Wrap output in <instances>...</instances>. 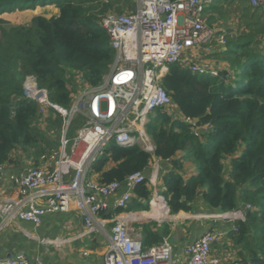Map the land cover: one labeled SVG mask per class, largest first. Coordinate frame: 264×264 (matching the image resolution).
I'll return each instance as SVG.
<instances>
[{
    "label": "trees",
    "instance_id": "1",
    "mask_svg": "<svg viewBox=\"0 0 264 264\" xmlns=\"http://www.w3.org/2000/svg\"><path fill=\"white\" fill-rule=\"evenodd\" d=\"M114 1L0 0V168L13 162L14 149L36 146L42 135L34 126L39 105L24 91L27 75L48 90L52 101L66 107L73 101L72 73L80 74L87 86L102 81L115 50L99 12L121 11ZM49 3L58 7L56 15L35 14L29 25L6 27L2 14ZM230 3L213 0L206 11L217 12ZM248 8L247 15L240 14L243 23L247 22L244 31L233 34L222 53L228 67L220 68L219 75H200L189 66L174 63L162 79L178 110L197 118L203 128L197 132L167 110L156 109L145 124L154 152L139 143L112 141L93 163L91 174L101 182H110L145 172L146 179L135 186L128 210H148L153 189L147 169L153 156L170 160L172 167L162 176L161 191L170 212H193L199 200L220 212L250 204L253 209L247 210L244 221H235L238 230L231 234L236 233L234 238L243 242L249 253L248 257L242 251L241 264H264V20L261 9L250 4ZM230 73L233 81H229ZM55 112L49 114L48 125L59 127L63 117ZM187 161L196 166L189 176L184 173ZM138 225L146 246L171 233L169 221Z\"/></svg>",
    "mask_w": 264,
    "mask_h": 264
},
{
    "label": "built area",
    "instance_id": "2",
    "mask_svg": "<svg viewBox=\"0 0 264 264\" xmlns=\"http://www.w3.org/2000/svg\"><path fill=\"white\" fill-rule=\"evenodd\" d=\"M134 1L135 7L130 11L109 10L102 16L100 23L115 50L114 61L102 81L88 86L70 107L52 101L48 90L40 87L34 76L32 81L26 80L25 94L42 111L54 109L59 113L64 127L53 164L43 162L11 172L5 166L0 168L1 179L17 189L16 197L0 199V233L18 219L40 225L46 213L67 212L75 207L84 216L89 231H106L109 246L104 264H241L240 259L222 260L213 252L230 229L204 231L187 245V257L179 263L174 245L167 238L146 246L141 229L132 228V219L125 217L123 211L114 212L108 219L100 216L113 207L126 210L135 196V186L145 181L146 175L137 171L124 181L101 182L91 174L93 163L106 153L112 141L119 145L139 143L154 152L145 124L156 109L167 110L174 119L189 123L199 132L203 125L178 110L162 79L174 63L189 66L200 75H219L215 65L200 62L199 56L213 50L217 33L219 49H226L227 44L223 33L207 25L206 8L213 0ZM248 1L264 11V0ZM73 124L80 127L71 139ZM154 199L166 202L157 191ZM245 208L252 206L216 215L235 221L242 217L240 209ZM109 223H113L110 230ZM231 230L237 231L238 227L234 225ZM0 264L55 263L30 258L18 250L1 257Z\"/></svg>",
    "mask_w": 264,
    "mask_h": 264
},
{
    "label": "crops",
    "instance_id": "3",
    "mask_svg": "<svg viewBox=\"0 0 264 264\" xmlns=\"http://www.w3.org/2000/svg\"><path fill=\"white\" fill-rule=\"evenodd\" d=\"M250 4V3H249ZM261 19L264 20V11L260 10ZM247 22H242L239 26H235L234 34L244 31V25ZM219 52L225 49H219ZM217 52V51H216ZM200 59V62H209L212 65H219L217 68L228 67L227 62L222 60L220 54H216L218 58L212 61L208 60L207 56ZM229 76H232L230 73ZM182 153H179L180 156ZM156 162L149 165L148 173L149 176L155 173V184L154 187L159 185L156 189L157 192L161 193L164 188L163 182H159L157 177L159 173H167L171 167L172 163L170 160H163L157 156L153 157ZM13 162L6 164V169L8 172L20 171L19 166L15 163V158L12 155ZM196 166L191 161L185 163V175L189 176L190 173H194ZM191 173V174H192ZM154 177V178H155ZM151 187V186H150ZM16 197L17 189L8 180L1 179L0 182V199L4 197ZM114 202V198L111 199ZM152 205V204H151ZM195 210L193 212H205L211 215L208 217L210 219L203 220V227L201 226L198 235L193 237V234L189 233L191 225L195 222L197 217H192V215H187L186 219H179L180 216H174L175 218L170 221L171 233L169 238L174 245L175 257L179 258V263L184 260L187 256L186 247L202 234L206 230H213L217 228L230 229L229 234L223 239V241L214 248V253L221 257L222 260H241L242 251L244 254L249 253L247 250L243 249V242L237 241L234 236L236 233L231 234V229L235 225L234 220H228L218 217L216 214L221 213L209 205L205 204L202 200L197 201L194 204ZM118 208H114L109 212L101 213L100 216L106 219L110 218L113 213H119ZM127 211V210H125ZM183 213H189L181 211ZM142 214H128L130 219L137 218H149L155 217V219H160L159 213H152V206L150 211H142ZM191 213V212H190ZM135 215V216H134ZM169 216V215H168ZM194 218V219H188ZM154 218L151 221L155 220ZM156 219V220H157ZM148 222V221H147ZM137 222L135 228H139ZM113 223H109L107 228ZM198 225L197 223H194ZM110 230V229H108ZM109 239L106 231L101 229H95L92 231L88 230L84 216L82 213L73 207L70 211H58L46 213L43 217L42 223L40 225H35L33 222L18 219L15 222L8 225V227L0 233V258L9 255L10 253L16 252L18 250L24 251L30 258L39 257L45 262L55 263V264H104V255L108 250Z\"/></svg>",
    "mask_w": 264,
    "mask_h": 264
},
{
    "label": "rangeland",
    "instance_id": "4",
    "mask_svg": "<svg viewBox=\"0 0 264 264\" xmlns=\"http://www.w3.org/2000/svg\"><path fill=\"white\" fill-rule=\"evenodd\" d=\"M103 1H107V0H103ZM117 2L120 5V8L122 9L120 12L123 11H130L131 9H129V5L133 6L134 5V1H127V0H115L114 3ZM131 2V4H130ZM230 4H227V6H220L219 7V11L217 12H213V11H206L207 15V25L211 26L213 28H215L216 30L218 29L219 32L223 33L226 38H227V44L226 46L228 47V42L230 37H232V35L235 32L234 27L235 26H239V24H241L244 21V18L240 16V14H244L247 15L250 11L248 6H249V1L248 0H230ZM135 6V5H134ZM251 6V5H250ZM110 10H114V8L110 9ZM116 10V9H115ZM109 11V10H108ZM117 11V10H116ZM58 12V7L56 6L55 3H49L46 5H38L36 9H17L13 12H9V13H4L2 14V16L7 20V24L6 27L9 28L11 26H18V25H29L31 22L32 17L35 14H43L47 17H51L53 15H56ZM105 13L104 12H99V16L102 18V16H104ZM219 36V34L217 33L215 35V40H213L212 45H213V50L210 51L209 53H207V58L208 60L212 61V57L214 59L218 58L216 56V54H220V56H223L222 53L225 51L223 50L222 52H219L217 50L216 47V43H217V37ZM217 51V52H216ZM203 52L200 53L199 57H203ZM200 58V59H201ZM222 58V57H219ZM217 67L219 65H216ZM215 66V67H216ZM216 67V68H217ZM218 69V68H217ZM219 70V69H218ZM32 75H27V77L25 78L24 81V86L26 83V80L29 78L28 81H32L33 78ZM70 77L72 78L73 82L72 84L74 85V90H73V99L76 100V98L82 94L87 88L88 86L84 83L83 77L80 74H75L72 73L70 75ZM230 80H234L233 77L229 76V81ZM229 81H227V83H230ZM39 116L38 119L36 120L34 126L37 127L40 131L41 134L40 135V139L39 142L36 146H32L29 147L27 150H23L21 147H18L16 149L13 150L12 155L15 158V163L19 166L20 169H25V168H30V167H35L40 165L43 162H49L50 164H53L55 162V160L58 158V153H59V148H60V136L62 134V130L64 127V121L62 122L61 125L56 126V124H50L48 125L50 122L48 120L49 114L55 111H42L39 108ZM56 113V112H55ZM58 115V113H57ZM149 120V119H148ZM58 124V123H57ZM80 126L77 124H73L72 127L70 128L69 131V137L72 139L74 135H76V132L78 130ZM150 143L153 144V142L151 141V137L148 135ZM154 145V144H153ZM36 153L37 156H36ZM153 153V152H151ZM154 157V156H153ZM153 161L151 164H154L156 162V160L154 158H152ZM226 163H228V160L225 161ZM151 173L153 175L149 176V183L153 189V196L151 201L155 198L156 196V189L159 188V185L157 183V186L154 187L155 184V180H156V175L155 173H153L151 171ZM185 173V172H184ZM192 173V172H191ZM190 173V174H191ZM163 173H159V177H157V180L159 182V178H160V182H163ZM155 177V178H154ZM150 201V204H151ZM161 201V200H160ZM164 204H166L165 201H163ZM247 209H253V208H247ZM126 210H128V208H126ZM150 209L148 210H128V211H123V213L126 214H142V211H150ZM241 213H242V217L241 218H237L238 220H245L246 219V213L247 210L245 209H240ZM237 210H231L228 212H235ZM181 212V211H180ZM176 213V214H172L170 211H168V214L170 216H168L166 213H162L159 212L157 208H152V213H159L160 219H155V217H153L158 223L164 222V221H171V219L173 220L176 216H180L181 214H183L179 219H186L183 217H186L187 215H192V217H197L194 223H197L198 225H195L194 223L191 225L190 227V231L189 233L193 234V237L198 235V233L200 232L201 226L203 227V220H207L210 219L208 217H211V215H209L208 213L205 212H189V213H183L181 212V214ZM222 213V212H221ZM135 216V215H134ZM240 217V216H238ZM152 218V217H149ZM149 218H146L144 220H147ZM167 218V219H165ZM165 219V220H164ZM188 219H194V218H188ZM143 219H132L131 222L133 223L132 228L135 227V225L137 224V222H147L144 221ZM108 227V226H107ZM111 227V226H110ZM110 229V228H108ZM170 242V238L169 236L166 237ZM172 243V242H171Z\"/></svg>",
    "mask_w": 264,
    "mask_h": 264
},
{
    "label": "bare ground",
    "instance_id": "5",
    "mask_svg": "<svg viewBox=\"0 0 264 264\" xmlns=\"http://www.w3.org/2000/svg\"><path fill=\"white\" fill-rule=\"evenodd\" d=\"M151 204H152V208H157L159 212L166 213L167 215H169L168 214V207L162 201H160L158 199H154L153 202H151ZM180 214H181V212H180ZM125 215H127L125 217H128V214H125ZM137 219H139V218H137ZM140 219L144 220V218H140Z\"/></svg>",
    "mask_w": 264,
    "mask_h": 264
},
{
    "label": "water",
    "instance_id": "6",
    "mask_svg": "<svg viewBox=\"0 0 264 264\" xmlns=\"http://www.w3.org/2000/svg\"><path fill=\"white\" fill-rule=\"evenodd\" d=\"M167 207H168V211H170V208H169V206L167 205V203L165 204ZM152 205L150 204V207H151ZM151 219H153V218H149V219H147V220H144V221H151ZM165 219H167V218H165ZM164 219V220H165Z\"/></svg>",
    "mask_w": 264,
    "mask_h": 264
}]
</instances>
